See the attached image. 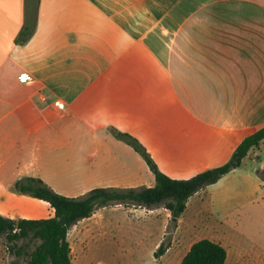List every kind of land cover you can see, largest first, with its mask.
I'll return each instance as SVG.
<instances>
[{
    "label": "crops",
    "instance_id": "1",
    "mask_svg": "<svg viewBox=\"0 0 264 264\" xmlns=\"http://www.w3.org/2000/svg\"><path fill=\"white\" fill-rule=\"evenodd\" d=\"M24 2L0 0V72L33 78L27 85L0 79V92L7 94L0 103L1 216H54L48 203L10 193L8 168L23 159L34 165L41 148L73 143L76 133L95 132L97 147L124 151L128 145L111 129L128 133L163 174L186 180L228 162L246 137L264 127V0H40L35 33L18 45ZM258 149L245 158L258 163ZM245 158L190 197L177 220L192 211L193 223L241 229L238 215L264 200V181L256 171L241 170ZM121 171L100 188L155 184L142 158L123 163ZM32 175L52 185L41 171ZM159 208L110 207L143 218L135 237L149 264L163 261L154 254L169 215L163 219ZM102 209L73 226L68 242L72 230L98 222Z\"/></svg>",
    "mask_w": 264,
    "mask_h": 264
},
{
    "label": "rangeland",
    "instance_id": "2",
    "mask_svg": "<svg viewBox=\"0 0 264 264\" xmlns=\"http://www.w3.org/2000/svg\"><path fill=\"white\" fill-rule=\"evenodd\" d=\"M1 77L7 80L6 82L15 80L22 85L29 84L33 79L29 74L8 69L0 72V79ZM3 91L0 92V103L7 98ZM112 130L114 129H111V132ZM76 135L78 137L73 143L58 145L55 149L41 148L36 152L40 153L39 161L35 160L34 165H30L28 159H23L18 165H11L8 168L10 193L18 194L14 189L17 180L22 177H35L32 174L39 170L50 185L52 184L56 193L62 196H79L91 189L111 185L121 175L123 163L133 157L141 159L139 154L125 145L123 147L127 151L112 144L107 149L97 147L94 142L95 132H79ZM82 136L85 137L81 138ZM256 152L258 163L245 158L241 170L243 173L256 171L264 181V173H261L264 165V142ZM35 178L44 182L40 176ZM263 204L264 200L250 203L245 208L250 212L238 215L242 218V221L238 222L241 229H235L234 232L217 230L213 223L206 225L207 228L201 222L193 223L192 211L187 212L181 222L176 220L174 225L169 212L159 206L161 208L156 213L163 216V219L165 214L169 217L163 236L166 249L161 255L163 258L156 257L157 261L162 258L163 261L159 264H179L194 242L210 239L223 242L228 254L226 264H264ZM20 207L24 208L22 205ZM134 214L129 215L123 210H111L109 207L100 212L101 218L98 222L72 230L69 234L72 264H149L148 261H143L146 253L138 247L135 237L137 223L141 224L144 220L142 218L138 221L139 214ZM219 232L228 234L221 240L217 236ZM154 234H157L155 227ZM0 264H27L25 260L16 259L9 253L3 236H0Z\"/></svg>",
    "mask_w": 264,
    "mask_h": 264
},
{
    "label": "trees",
    "instance_id": "3",
    "mask_svg": "<svg viewBox=\"0 0 264 264\" xmlns=\"http://www.w3.org/2000/svg\"><path fill=\"white\" fill-rule=\"evenodd\" d=\"M24 20L16 44L25 45L35 33L40 0H24ZM117 139L131 147L144 160L154 176L152 187L94 188L87 193L68 197L56 193L39 178L22 177L14 184L15 191L49 204L54 216L47 219H10L0 216V236L7 250L27 264H72L67 239L69 230L79 221L91 217L97 210L116 205L151 209L162 206L170 212L172 223L184 213L190 197L216 183L238 168L250 150L259 148L264 140V127L246 137L234 150L228 162L186 179H171L163 174L145 147L128 133L112 130ZM264 173V170L261 172ZM175 225V223H174ZM163 242L155 257L165 252ZM226 250L209 239L194 242L179 264H225Z\"/></svg>",
    "mask_w": 264,
    "mask_h": 264
},
{
    "label": "built area",
    "instance_id": "4",
    "mask_svg": "<svg viewBox=\"0 0 264 264\" xmlns=\"http://www.w3.org/2000/svg\"><path fill=\"white\" fill-rule=\"evenodd\" d=\"M54 105L57 109H63V104L62 103H59V102H54Z\"/></svg>",
    "mask_w": 264,
    "mask_h": 264
}]
</instances>
